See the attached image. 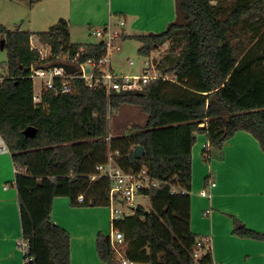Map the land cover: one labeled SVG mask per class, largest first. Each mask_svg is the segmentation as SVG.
<instances>
[{"label": "trees", "instance_id": "16d2710c", "mask_svg": "<svg viewBox=\"0 0 264 264\" xmlns=\"http://www.w3.org/2000/svg\"><path fill=\"white\" fill-rule=\"evenodd\" d=\"M176 18L162 32L129 35L141 43L139 54L150 58L168 43L180 52L171 67L176 81L157 79L139 89H93L75 80L71 93L47 92L46 106L34 103L32 66L79 54L77 63L99 61L107 53L104 40L71 41L69 23L61 18L38 32L52 48L40 61L31 47V32L0 24L5 39L7 71L0 82V136L18 168L22 238L28 243L24 264H71V234L53 219L54 200L70 199L76 207H111L113 181L97 167L110 157L125 171L148 172L162 180L177 179L185 192L172 193L168 183L148 190L150 206L112 221L124 233L121 255L111 237L100 231L96 250L106 264H214L211 250L195 258L201 238L191 228L192 150L199 134L208 144L202 155L221 158L225 143L245 130L264 152V0H175ZM141 107L147 119L126 133L111 135L110 119L123 105ZM35 128L33 133L27 131ZM146 153L137 158L135 146ZM211 181L205 178V186ZM83 196V201L79 197ZM233 234L264 241L233 216Z\"/></svg>", "mask_w": 264, "mask_h": 264}, {"label": "crops", "instance_id": "0c3cea01", "mask_svg": "<svg viewBox=\"0 0 264 264\" xmlns=\"http://www.w3.org/2000/svg\"><path fill=\"white\" fill-rule=\"evenodd\" d=\"M74 1L77 3L78 0ZM140 1L141 10L131 12L120 5L115 6L112 0L110 2L105 0L108 3L109 13L116 11L125 15V19L119 16V23L124 20L123 26L125 28L122 29V32L127 34L158 33L164 31L167 25L175 20V0ZM110 16L104 26L110 27L115 32L117 30H114L111 22L112 15ZM68 21L69 29L73 21L80 24V26L86 25L83 20H75L73 15L69 17ZM104 21L99 23L102 24ZM127 31H131V33ZM207 145L209 144L206 134H199L193 146L192 162L200 155L202 156V151ZM5 158L10 160L11 154L9 151L0 153V162L5 161ZM208 162L209 169L205 178L210 175L211 180L216 182V186L211 189V197L203 196L201 194L202 189L198 190V194L192 197V231L201 237L205 236L210 239L214 264H264V241L233 236V221L224 215L230 214L226 212L227 210H224L228 209V203L233 202V200L243 201L244 196L239 192L241 189L244 191L249 189L248 194L251 195H258L261 191V180L264 179V152L261 150L258 141L245 130L237 131L225 143L221 158L212 156ZM255 162H260V166L252 164ZM245 163L251 165L250 175L240 169L242 164ZM234 164L237 165L238 171L233 176H229L230 168ZM13 167L15 168L14 163ZM228 178L232 180L231 183L228 182ZM2 185L0 183V264H24L25 253L21 251L18 245L23 238L17 190L16 188L8 189ZM232 189L234 196L229 197ZM229 198L231 199L229 200ZM100 208L103 207L72 206L70 199L67 197H59L54 200V221L67 229L74 237L73 240L71 239V264H106L100 260L94 249L97 234L87 238L89 235L86 234L83 226L81 227L80 220L81 215L86 212H95ZM207 210L210 212L207 213ZM199 211L202 216L199 215ZM197 216L201 221L198 224ZM110 217L112 224V216L110 215ZM240 219L246 226L252 227L251 229L264 232L263 222L259 221L257 224H252L243 216ZM260 220L263 221L264 218ZM76 229L83 232L76 235ZM100 231L103 232V228ZM75 237H78V239H75ZM74 244L76 246L75 253Z\"/></svg>", "mask_w": 264, "mask_h": 264}, {"label": "rangeland", "instance_id": "374dc122", "mask_svg": "<svg viewBox=\"0 0 264 264\" xmlns=\"http://www.w3.org/2000/svg\"><path fill=\"white\" fill-rule=\"evenodd\" d=\"M110 0H107V2ZM115 6H122L131 12H139L141 10L140 0H112ZM168 11H170L168 9ZM167 13V12H166ZM74 16L75 20H83L86 25L80 26L74 21L70 25V38L72 42L75 43H97L101 39L96 37L92 32L94 30L105 29L104 24L111 18L114 30L122 33V29L125 26H121L119 23V16L125 19L123 13H117L116 11L109 13L108 3L105 0H78L77 3L74 0H0V24L6 26L10 30L21 29L23 31L31 32L33 35H37L38 32L48 31L53 25H55L61 18L69 20V17ZM67 20V21H68ZM105 20V21H104ZM104 21L102 24L99 22ZM124 21V20H122ZM69 23V21H68ZM130 32L131 31H127ZM162 32V31H161ZM125 34H127L125 32ZM134 35V34H129ZM37 43V42H36ZM168 43L158 48L152 53L150 58L139 54V48L141 43L136 39L128 38L121 39L117 41L116 47L112 50V67L118 74L123 75H138L141 74L145 63L151 60L154 64L158 66L171 67L177 61L180 56V52H171L168 49ZM7 53L5 50L0 49V80L6 74ZM154 60L156 62H154ZM133 61V64L130 62ZM34 88L36 91H40L41 82L39 79H35ZM147 119L146 114L142 111L141 107L136 105L125 104L123 105L110 119V129L111 135L115 136L121 133H126L129 127L134 124L143 125ZM259 143V142H258ZM7 157L8 154L6 153ZM9 159V158H8ZM5 161L0 162V183L2 186H6L8 189L15 188V172L12 160L4 159ZM7 161V162H6ZM215 161V160H214ZM253 165H259L258 163H252ZM209 169V162L204 160L203 155L197 157L192 162V190L191 195H197L198 190L200 191L205 186V176L207 175ZM240 169L247 175L251 174V165L242 164ZM237 165L234 164L229 171V176H233L237 172ZM264 177V174H263ZM231 179L228 178V182L231 183ZM263 181V183H262ZM170 184L177 188H185L180 184L177 179L169 180ZM261 191L257 194H248L249 189L244 191L241 189L239 192L244 196L243 201H234L229 204L226 212L230 214H224L226 218H230L233 221V216H237L239 219L241 216L248 219L250 223L257 224L260 220L264 218V179L261 180ZM200 186V187H199ZM233 189L230 190V196L233 197ZM231 198H229L230 200ZM141 203L149 207V199L143 200L138 198ZM105 210H102V209ZM95 212H86L81 215V227L83 226L87 238L95 236L103 228V232L107 236H111L113 229L111 225V207H103ZM112 209L121 210V218L131 215L134 213L132 206L126 203H113ZM201 211V210H200ZM199 211V215L202 216ZM233 213V214H231ZM241 220V219H240ZM201 222L197 216V224ZM248 227V226H247ZM252 228V227H248ZM76 235L83 232L82 230L76 229ZM232 235L236 236L233 234ZM71 239L74 237L71 234ZM78 239V237H75ZM23 244V240L20 241ZM76 244V240H75ZM74 244V253H75ZM21 249V248H20ZM94 249L96 250V242L94 243ZM22 252H24L21 249ZM122 253V249L120 248ZM97 252V250H96ZM137 264V263H135Z\"/></svg>", "mask_w": 264, "mask_h": 264}, {"label": "built area", "instance_id": "2783aa9c", "mask_svg": "<svg viewBox=\"0 0 264 264\" xmlns=\"http://www.w3.org/2000/svg\"><path fill=\"white\" fill-rule=\"evenodd\" d=\"M120 25L123 26L124 21L121 20ZM92 33L96 37H100V40L106 42L107 53L99 61L88 59L87 61L78 64L77 61L79 54L71 57L70 54L67 53L64 56L57 58L56 61H49L44 65L31 67L30 77L33 81L39 79L41 82L40 91H36L34 88V103L36 105H43V107L46 106L44 95L47 92H53L55 94L73 92L76 79H83L86 84L93 89H105L108 95H110L113 90L139 89L157 79L176 81L177 78L174 74L171 72H163L162 69L151 60H148L145 63V67L141 74H118L112 67L111 57L112 50L116 47L117 41L119 40L120 32H113L110 27H106L102 30H94ZM30 43L32 48L39 51L41 62L51 59L53 56L51 46L42 43L38 35L32 34L30 37ZM58 62L74 65L77 70L74 73H68L63 67L56 66V63ZM154 62L156 61L154 60ZM130 63L133 64V61ZM8 151L7 145L0 136V153ZM97 170L98 174L93 175V179L98 176H106L114 183L110 192L112 205L116 202L126 203L135 209L136 207L143 205L141 201L138 200L139 197L143 200L150 198L148 190L168 183L170 184L169 181H162L152 176L147 168H143L139 172L125 171L116 165L111 157L107 164L99 165ZM14 172H18L17 167L14 168ZM215 186L216 182L211 180L208 185L202 189L201 194L205 197H211V189ZM171 187L172 193L185 192L184 189L177 188L173 185H171ZM78 200L83 201V196H80ZM112 205L111 216L113 221L121 218V210H113ZM208 212L210 211L207 210V213ZM110 237L112 245L119 255H121L120 246L124 242V233L118 229H114ZM18 245L24 253L27 251L28 243L25 240H23V244L19 242ZM208 250H211L210 239L203 236L197 242L196 252L194 253L195 258H200L203 252ZM123 264L135 263L123 259Z\"/></svg>", "mask_w": 264, "mask_h": 264}, {"label": "water", "instance_id": "95a60500", "mask_svg": "<svg viewBox=\"0 0 264 264\" xmlns=\"http://www.w3.org/2000/svg\"><path fill=\"white\" fill-rule=\"evenodd\" d=\"M4 48H5V39H2L0 42V49L4 50ZM56 66L63 67L68 73H74L77 70L76 66L71 65V64H67L64 62H58V63H56ZM34 131H35V128H31L27 131V134L33 133ZM145 153H146V150H145V147L143 145L138 144L135 146L134 154L137 158L143 157L145 155Z\"/></svg>", "mask_w": 264, "mask_h": 264}]
</instances>
